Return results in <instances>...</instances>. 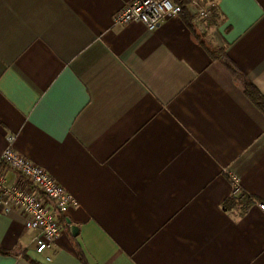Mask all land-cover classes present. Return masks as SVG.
I'll list each match as a JSON object with an SVG mask.
<instances>
[{
    "label": "crops",
    "instance_id": "obj_1",
    "mask_svg": "<svg viewBox=\"0 0 264 264\" xmlns=\"http://www.w3.org/2000/svg\"><path fill=\"white\" fill-rule=\"evenodd\" d=\"M209 1L151 32L113 22L133 0H0V155L78 202L42 256L0 209V264H264V114L222 62L264 97V0Z\"/></svg>",
    "mask_w": 264,
    "mask_h": 264
},
{
    "label": "built area",
    "instance_id": "obj_2",
    "mask_svg": "<svg viewBox=\"0 0 264 264\" xmlns=\"http://www.w3.org/2000/svg\"><path fill=\"white\" fill-rule=\"evenodd\" d=\"M194 9L192 23L204 32L205 25L215 16L216 4L209 0H133L117 12L113 22L126 25L138 22L149 31L158 29L165 20L178 17L183 13L182 3ZM13 138L10 139L12 143ZM2 168H9L18 177L16 183L6 180ZM233 186V196L242 199L239 178L229 174ZM75 198L47 171L24 158L12 148L0 155V209L9 214L20 211L26 216L25 226L29 231L39 233L36 237V253L46 255L52 251L63 225L59 216H65L70 208L77 207ZM259 207L264 211V204ZM51 260V256H46Z\"/></svg>",
    "mask_w": 264,
    "mask_h": 264
},
{
    "label": "trees",
    "instance_id": "obj_3",
    "mask_svg": "<svg viewBox=\"0 0 264 264\" xmlns=\"http://www.w3.org/2000/svg\"><path fill=\"white\" fill-rule=\"evenodd\" d=\"M182 6H183L182 15H184L186 11L188 10V4L183 2ZM190 27L194 30L195 33H198L197 29L192 24ZM222 62L224 66L232 74V76L242 84L247 98L264 114V97L257 90V88L245 79L243 74L236 68V66L225 55L223 56ZM83 264H87V263L86 262L84 263L83 261Z\"/></svg>",
    "mask_w": 264,
    "mask_h": 264
},
{
    "label": "water",
    "instance_id": "obj_4",
    "mask_svg": "<svg viewBox=\"0 0 264 264\" xmlns=\"http://www.w3.org/2000/svg\"><path fill=\"white\" fill-rule=\"evenodd\" d=\"M72 231H73V234L76 235V233H77V231H78V228L75 227V226H73V227H72Z\"/></svg>",
    "mask_w": 264,
    "mask_h": 264
},
{
    "label": "snow or ice",
    "instance_id": "obj_5",
    "mask_svg": "<svg viewBox=\"0 0 264 264\" xmlns=\"http://www.w3.org/2000/svg\"><path fill=\"white\" fill-rule=\"evenodd\" d=\"M247 3L252 4L253 0H246Z\"/></svg>",
    "mask_w": 264,
    "mask_h": 264
}]
</instances>
